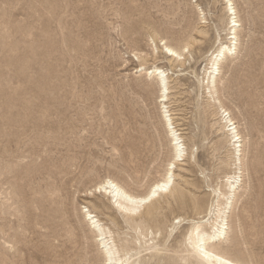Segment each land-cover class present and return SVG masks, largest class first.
Segmentation results:
<instances>
[{
    "label": "rangeland",
    "instance_id": "rangeland-1",
    "mask_svg": "<svg viewBox=\"0 0 264 264\" xmlns=\"http://www.w3.org/2000/svg\"><path fill=\"white\" fill-rule=\"evenodd\" d=\"M234 2L238 50L223 62L218 89L245 138V158L224 251L264 264V0ZM224 7V0H0V264H103L88 208L129 239L130 264H174L228 169L211 125L218 104L200 83L218 35L225 37ZM162 41L194 45L179 62L165 56ZM140 63L169 72L166 104L196 160L182 165L192 194L183 204L166 193L131 219L89 191L112 177L144 194L173 160L167 108L156 80L136 72Z\"/></svg>",
    "mask_w": 264,
    "mask_h": 264
},
{
    "label": "bare ground",
    "instance_id": "bare-ground-1",
    "mask_svg": "<svg viewBox=\"0 0 264 264\" xmlns=\"http://www.w3.org/2000/svg\"><path fill=\"white\" fill-rule=\"evenodd\" d=\"M224 4V9L227 13L225 37L222 38L220 34L218 35V45L208 55V62L204 68V76L200 80V83L208 97L213 100L214 105L218 104L217 114L219 118L211 125L213 128L216 126L215 131L219 136L216 140L219 143L217 144L218 147L220 148L221 145H225L226 159L222 163L228 169L220 184L212 189L214 199L209 207L205 211L199 212L198 216H200L197 220H192V226L183 240V249L180 250L181 255L170 257V259L175 260L174 264H248L230 256L224 251L225 244L230 240L232 229L230 214L243 189V165L245 158L243 143L245 138L241 135L238 125H236V121H234L231 114H225L227 109H225V105L219 99L218 83L221 79L222 65L228 57L237 53L239 30L242 25L234 0H224ZM200 14L202 15L201 18L204 19L205 13L200 10ZM202 22L205 23V21ZM197 32L199 36L207 37L204 29H198ZM155 40V36H152V41L155 42ZM193 40L200 43L199 40ZM162 44L165 56L178 61L194 45L193 43H186L182 48H177L169 45L167 41H162ZM136 72H140L156 80L161 91L160 96L163 108H167L163 110V116L169 135L172 137L173 160L170 162L162 178L153 182L144 194L138 195L130 192L121 182L112 177H104V180L96 184L93 190L89 191L90 195L95 191L107 197L110 204L120 214L125 218L131 219L135 215L141 214L144 209L151 207L154 202L166 193L171 196L172 201L183 204V200L192 194L188 193L184 188L187 185L186 183H188L184 174H187L188 171L182 165H185L187 160L193 162L196 160L195 145L186 143L182 132L174 125L175 121H173L174 118L172 116L178 113H172L167 105L170 94L173 92L167 69L158 65L148 67L145 64H141L136 68ZM195 198L192 197L191 199L194 200ZM86 203L91 204L90 201H86ZM167 203L170 204V201ZM85 212V220H88V224L95 234V240L102 255L103 264H130L135 253L129 245V239L127 237L121 238L118 233L113 231L96 214V210L88 208ZM147 213L151 215V211Z\"/></svg>",
    "mask_w": 264,
    "mask_h": 264
},
{
    "label": "snow or ice",
    "instance_id": "snow-or-ice-1",
    "mask_svg": "<svg viewBox=\"0 0 264 264\" xmlns=\"http://www.w3.org/2000/svg\"><path fill=\"white\" fill-rule=\"evenodd\" d=\"M185 51H187V49H185Z\"/></svg>",
    "mask_w": 264,
    "mask_h": 264
}]
</instances>
